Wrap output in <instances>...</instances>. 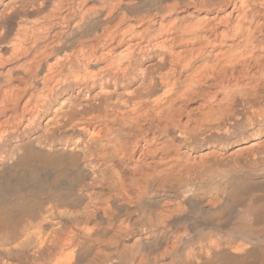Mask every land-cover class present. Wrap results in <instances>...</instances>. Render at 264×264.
<instances>
[{"label":"bare ground","instance_id":"bare-ground-1","mask_svg":"<svg viewBox=\"0 0 264 264\" xmlns=\"http://www.w3.org/2000/svg\"><path fill=\"white\" fill-rule=\"evenodd\" d=\"M0 264H264V0H0Z\"/></svg>","mask_w":264,"mask_h":264}]
</instances>
